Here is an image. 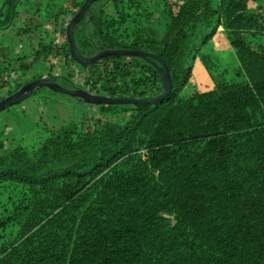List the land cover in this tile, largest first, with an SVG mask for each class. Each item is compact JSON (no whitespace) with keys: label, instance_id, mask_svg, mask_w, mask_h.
Wrapping results in <instances>:
<instances>
[{"label":"trees","instance_id":"16d2710c","mask_svg":"<svg viewBox=\"0 0 264 264\" xmlns=\"http://www.w3.org/2000/svg\"><path fill=\"white\" fill-rule=\"evenodd\" d=\"M28 1H2L0 30ZM84 1L60 6L56 28ZM263 3L92 2L74 28L77 51L158 54L172 87L152 103L92 104L100 115L45 129L40 141L19 137L6 145L0 132V264H264ZM28 19L18 35L39 30ZM221 26L238 61L232 71L207 46ZM47 46L53 44L39 38L32 60L47 56ZM63 52L67 71L45 76L79 86L67 38ZM24 56L12 71L30 66ZM9 59L0 55V86L8 84ZM108 59H129L149 74H96L97 92L149 98L163 89L145 59ZM196 59L204 68L199 74ZM196 75L193 90L180 95ZM37 77L10 81L15 88L9 84L0 99Z\"/></svg>","mask_w":264,"mask_h":264},{"label":"rangeland","instance_id":"374dc122","mask_svg":"<svg viewBox=\"0 0 264 264\" xmlns=\"http://www.w3.org/2000/svg\"><path fill=\"white\" fill-rule=\"evenodd\" d=\"M3 0H0V3L2 4ZM58 4L60 3L57 2ZM153 4H157L156 2H154ZM44 12V10H43ZM70 11H65L64 13L66 15L69 14ZM31 19V17H30ZM48 19V18H47ZM38 20V19H37ZM31 22V21H30ZM25 23V22H23ZM39 23V21H38ZM14 26H17L18 28L20 27V22L19 20L16 18L13 22L12 25H10L9 27L5 28L4 30H8L5 35L6 37H10L11 41H13V43H15V45L19 42H22L21 44L24 45V47L22 49L19 50V52H15V50L11 51V54L8 56L7 54L0 53V55H6L8 56L9 62H10V70L9 73L12 71V67H14L16 70H18L20 67V61L18 59L19 57V53H24L26 51H30V47L29 46V39L27 38V36L24 35H18L16 31H14ZM10 28V29H9ZM221 28V27H220ZM2 30H0V34H1ZM38 32V31H37ZM17 39V41L15 40ZM5 38H3L0 35V51H2V45L4 42ZM210 45H214L215 48L214 50L218 53L219 55V64L221 68H228L232 71V69H234L237 64V57L235 55V51L232 48V46L230 45L229 41H226L224 39L223 35H217L216 37H213L212 39L208 40L207 46ZM54 53L57 54L56 50L53 49ZM31 56V54L29 55ZM34 56V53H33ZM32 57H29V60H32ZM57 58L59 59V56L57 55ZM52 59V58H50ZM55 61H50V63H48L47 65H45L44 70L45 71H49V69L51 68L50 66H52V69L54 70H59V67L61 65V61L57 59H54ZM62 60V59H61ZM37 58L35 57L31 63L30 66L27 68H24L21 72L22 73H28V74H33L34 72H41L43 70H39L40 68L42 69V65L36 63ZM40 62V61H39ZM52 63V65H51ZM50 64V65H49ZM75 76H74V81L77 82V84L80 86H83V80L84 77L81 74V72H83L82 70H79V68H82L84 65H81L79 63H75ZM41 66V67H40ZM77 66V67H76ZM89 66V65H88ZM87 67V66H84ZM88 70V69H84ZM78 71V72H77ZM77 72V74H76ZM87 72V71H86ZM84 73V72H83ZM8 75V73H5ZM235 75V74H233ZM45 75H42V77ZM234 77V76H233ZM236 79V77H235ZM15 80V79H14ZM21 80V79H20ZM10 81H8V84L6 85V87L4 86H0V94L6 93V88L10 87L11 88H15V85L13 83H9ZM23 82V81H22ZM10 84V85H9ZM84 87V86H83ZM194 88L193 83H189L184 90H182L180 92V95L182 94H187L188 92L192 91ZM91 92L94 93H100L97 92L98 90L94 87H90L89 89H87ZM102 94V93H100ZM36 103L35 105V109H36V113L39 116V124L36 125L34 124V122H32L30 119H25L26 117H23L24 111L22 106H20V104L26 100H30L33 99ZM24 101H22L21 103H17L14 104L8 108H5L3 110H0V132H2V130L5 127V124L3 122H5L6 120L7 123H10V125L13 128L14 134H16L17 136H19L20 134L26 133L27 137H23V139L25 140L24 142L29 143L30 141H36L37 140V135H47V130L48 128H52V121H53V115L55 113H58L57 115L59 117H61V120H68V119H73L74 121H81V115L82 112L79 110V108L82 105H86L89 108L95 107L90 103L84 102L79 100L77 97L72 96L71 94L68 93H64V92H60V91H53L49 88L46 87H41V88H37V90L34 92V94H32L29 98L25 99ZM84 110V109H83ZM113 110V109H112ZM119 114L116 115H112L110 114L111 117H117ZM41 116V118H40ZM91 117V116H90ZM25 119V120H24ZM87 122H89L91 119H87L85 118ZM59 121V120H58ZM66 123V122H64ZM65 125V124H63ZM62 126V125H61ZM18 132V133H17ZM5 137L2 135V139H4V141H6V145L10 144V145H15L19 142V137L14 138L15 140L13 141V139H11V135L9 136L8 134H4ZM10 137V138H8ZM21 139V137H20Z\"/></svg>","mask_w":264,"mask_h":264},{"label":"crops","instance_id":"0c3cea01","mask_svg":"<svg viewBox=\"0 0 264 264\" xmlns=\"http://www.w3.org/2000/svg\"><path fill=\"white\" fill-rule=\"evenodd\" d=\"M60 3L58 4L57 2ZM67 3V0H29L27 2V4L19 11L18 15L16 16V18L19 20L20 24H22L23 22L29 20L28 18H32L30 21L31 23L37 24L39 21V30L38 32H34L32 34H24V36H27V38L29 36L28 39H33L34 44L30 45V51H26L22 54H25L24 56V60L25 61H29V57L33 56V51L36 48V43L37 40L40 38L43 42H46L48 45L51 43L53 44V46H47L46 50L47 51V56L45 55V53H42L41 56L37 57V61L36 63L41 64L42 65V69L40 68L39 70H43L41 72H34L33 74H41V75H46V74H54V75H61L63 73H65V71H67V66L69 65V62L66 63V57H65V53L63 52V46H64V39L66 38V33H65V28L62 27H58L56 28V24H55V20H54V15L55 13L60 9V6H65ZM1 4V3H0ZM262 8H264V3L261 4ZM64 8V7H63ZM44 10V12H43ZM60 15V14H59ZM64 15V14H63ZM62 15V16H63ZM15 18V19H16ZM48 18V19H47ZM68 16L65 14L64 15V22H66V20H68ZM38 19V20H37ZM34 26V25H33ZM17 26H14V31L17 32ZM10 29V28H9ZM8 30H2L1 32V36L3 38H5L3 45H2V51H0V53H5L8 56L11 54L12 50H15V52H19L20 49H22L24 47V45H22V42H19L15 45V43H13V41H11L10 37H6L5 33ZM223 35L224 39L226 41H228V39L226 38L223 30H222V26L221 28H219L217 35ZM215 36V37H216ZM17 41V39H15ZM51 42V43H50ZM34 46V47H33ZM53 49L56 50L57 54L54 53ZM21 54V53H19ZM31 54V56H29ZM57 55L59 56V59L57 58ZM52 58V59H50ZM54 59H57L61 61V65L58 66L59 70H54L52 69V66H50L51 68L49 69V71H45L44 67L45 65H47L48 63H50V61H55ZM62 59V60H61ZM197 60V59H196ZM40 61V62H39ZM50 65V64H49ZM52 65V63H51ZM76 64L73 65V68ZM41 67V66H40ZM77 67V66H76ZM203 65L201 62H199V60H197L195 62V73L199 74L200 72L203 71ZM75 70V69H74ZM22 70H19V72H21ZM75 73V72H74ZM24 74V78L23 80H27V77L30 78L33 74ZM195 76V75H194ZM197 79V75L196 78L192 77L190 80V83L193 85H195ZM21 103V102H20ZM35 101L34 98L30 99V100H26L24 102H22L20 104V106H22L23 111L25 114H23V117H26L25 119H30L32 122H34V124L38 125L39 124V116L36 113V109H35ZM84 109V110H83ZM79 110L82 112L81 118L83 119L88 118L91 119L92 117H96L98 114L100 115L99 110L96 107H92L89 108L88 106H84L82 105ZM58 113H55L52 117H53V121H52V127H60L63 124H68L70 122H79V121H74L73 119H68L66 120H61L62 118L59 117L57 115ZM91 116V117H90ZM41 118V116H40ZM24 119V120H25ZM39 119V120H38ZM59 120V121H58ZM8 120H6L5 122H3L5 124L4 129L2 130V132H4V134H8L13 140H15L14 138L17 137H27L26 133L20 134L19 136H17L16 134H14L13 128L10 125V123H7ZM66 122V123H64ZM18 133V132H17ZM46 135H37V141H40L41 139H43ZM14 137V138H13Z\"/></svg>","mask_w":264,"mask_h":264},{"label":"water","instance_id":"95a60500","mask_svg":"<svg viewBox=\"0 0 264 264\" xmlns=\"http://www.w3.org/2000/svg\"><path fill=\"white\" fill-rule=\"evenodd\" d=\"M96 0H85L81 7L71 16L66 25V38L69 45L71 57L76 63L84 66L97 63L99 60L120 57V56H139L150 63L161 75L163 82V89L160 93L149 98H135V97H113L105 94L94 93L80 86L68 87L59 83L55 78L51 76H43L34 78L23 85H21L14 92L4 96L0 99V110L8 108L14 104L20 103L29 98L37 88L46 87L53 91H60L71 94L77 98L82 99L84 102L90 104H135L141 105L145 103L156 102L164 98L172 87V77L170 70L166 65L164 59L158 54L147 52L141 49H126V48H110L102 49L94 55H85L77 51L75 42L74 28L86 15L89 10V6Z\"/></svg>","mask_w":264,"mask_h":264},{"label":"built area","instance_id":"2783aa9c","mask_svg":"<svg viewBox=\"0 0 264 264\" xmlns=\"http://www.w3.org/2000/svg\"><path fill=\"white\" fill-rule=\"evenodd\" d=\"M72 15H73V13L69 12V14L67 15L69 17L68 19H70ZM66 25H67V20L64 23L60 22L59 27L66 29ZM111 58H113V57H111ZM85 68L88 70L84 71ZM78 69L82 70L84 72V73L81 72V74L84 77V80H83V86L84 87L81 85H80V87H83L85 89H89L90 87H94L92 85L93 84L92 81L94 80L93 76H95L96 74L106 75V74H110L113 72L114 73L124 72L126 70L132 71L131 74H133L135 78H139L141 76H146L149 74L147 68L138 67L137 65L133 64L131 62V60H129V59H124V60L122 59V60H118V61H113L111 59L106 58V60L104 62L98 63L95 67L87 68V67L83 66L82 68L78 67ZM77 72H76V74H77ZM21 78L22 79L24 78V74L22 72H19V71H11L9 73V75L6 76L7 81H15L16 82L17 80H20ZM27 79H29V78L27 77ZM85 81H89L88 83H90V84L85 83ZM102 94H105V93H102ZM105 95H108V94H105ZM108 96H110V95H108Z\"/></svg>","mask_w":264,"mask_h":264}]
</instances>
